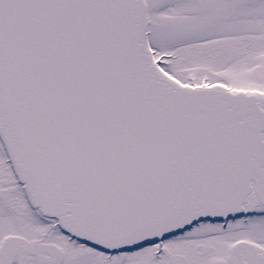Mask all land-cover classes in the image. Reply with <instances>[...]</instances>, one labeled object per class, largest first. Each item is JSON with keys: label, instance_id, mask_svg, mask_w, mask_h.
Segmentation results:
<instances>
[{"label": "snow or ice", "instance_id": "obj_1", "mask_svg": "<svg viewBox=\"0 0 264 264\" xmlns=\"http://www.w3.org/2000/svg\"><path fill=\"white\" fill-rule=\"evenodd\" d=\"M0 264H264V0H0Z\"/></svg>", "mask_w": 264, "mask_h": 264}]
</instances>
